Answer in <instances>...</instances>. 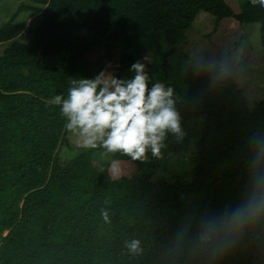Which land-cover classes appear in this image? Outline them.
Listing matches in <instances>:
<instances>
[{
	"label": "trees",
	"instance_id": "16d2710c",
	"mask_svg": "<svg viewBox=\"0 0 264 264\" xmlns=\"http://www.w3.org/2000/svg\"><path fill=\"white\" fill-rule=\"evenodd\" d=\"M1 3L12 12L0 24V264H264V218L221 255L188 246L204 219L250 194L254 144L264 152V98L250 108L218 66L189 67L176 106L186 135L176 147L186 151L191 133L197 139L184 156L187 169L170 177L154 174L158 161L150 152L143 163L102 155L99 147L60 159L65 118L48 103L66 98L73 79L93 78L109 64L115 76L130 78L141 49L151 59L149 87L163 81L161 42L176 45L199 14L258 24L264 53V8L250 0L238 14L225 0ZM114 159L119 178L109 171ZM133 239L141 241L140 255L125 247Z\"/></svg>",
	"mask_w": 264,
	"mask_h": 264
},
{
	"label": "clouds",
	"instance_id": "9594fccd",
	"mask_svg": "<svg viewBox=\"0 0 264 264\" xmlns=\"http://www.w3.org/2000/svg\"><path fill=\"white\" fill-rule=\"evenodd\" d=\"M250 3L264 8V0ZM145 60L146 57L131 65L129 71L134 75L130 78L115 76L109 64L93 78L73 79L66 98L58 94L48 101L60 106L66 131L76 134L82 147H99L104 150L102 155L119 153L143 163L149 152L154 158H162L169 135L177 142L183 141L186 133L176 108L174 89L163 82L149 87ZM219 72L226 73L223 64ZM250 165V194L229 211L204 219L188 241L190 252L221 255L233 245L236 235L264 218V152L260 143L253 146ZM109 171L119 178L120 161L112 160ZM101 215L105 223H110L107 210H102ZM125 247L132 255L143 252L138 239L125 242Z\"/></svg>",
	"mask_w": 264,
	"mask_h": 264
},
{
	"label": "rangeland",
	"instance_id": "374dc122",
	"mask_svg": "<svg viewBox=\"0 0 264 264\" xmlns=\"http://www.w3.org/2000/svg\"><path fill=\"white\" fill-rule=\"evenodd\" d=\"M11 1L15 5V8L14 5L11 8L16 9L20 0ZM244 1L225 0L233 14L239 13ZM11 12L7 4L1 3L0 24L8 19ZM24 16L20 14L18 19ZM33 17L27 19V26L30 25ZM76 35L82 36L85 33L76 32ZM260 35L258 24H239L233 17L223 18L216 23L211 16L199 14L192 20L183 38L176 45L170 46L161 42V52L167 53L165 67L161 71V75L165 77L161 82L173 87L176 106L184 95L182 79L189 67L206 72L214 68V65L220 67L222 64L226 68L224 75L241 89L248 107L252 108L262 100L264 98V53L260 46ZM128 50L123 49V51ZM137 57L138 60L146 57L143 61L146 66L151 61L149 52L145 49H141ZM184 132L186 133L185 130ZM193 132L197 133L198 128ZM196 139V135L192 133L189 135L185 151L181 147L177 148L175 137L169 135L165 141L167 146L162 149L164 155L157 159V164L154 162V174L170 177L172 172L181 167L187 169V165H184L186 162L184 156L193 150V142ZM86 150L88 149L81 146L76 134L66 131L59 157L67 160Z\"/></svg>",
	"mask_w": 264,
	"mask_h": 264
}]
</instances>
